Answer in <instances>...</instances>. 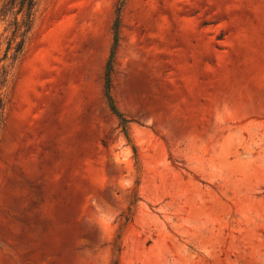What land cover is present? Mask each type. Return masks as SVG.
Instances as JSON below:
<instances>
[{"label": "rangeland", "instance_id": "rangeland-1", "mask_svg": "<svg viewBox=\"0 0 264 264\" xmlns=\"http://www.w3.org/2000/svg\"><path fill=\"white\" fill-rule=\"evenodd\" d=\"M1 94L0 264H264V0H39Z\"/></svg>", "mask_w": 264, "mask_h": 264}, {"label": "trees", "instance_id": "trees-1", "mask_svg": "<svg viewBox=\"0 0 264 264\" xmlns=\"http://www.w3.org/2000/svg\"><path fill=\"white\" fill-rule=\"evenodd\" d=\"M39 0H0V22L4 24L0 34V126L3 122L4 101L1 89L5 85L8 66L22 53L25 41L32 30ZM119 13L113 27L114 45L118 41ZM114 54L111 53L105 73V97L111 112L118 118L122 131L128 138L127 119L118 109L111 93V63ZM112 264H119L114 260Z\"/></svg>", "mask_w": 264, "mask_h": 264}]
</instances>
